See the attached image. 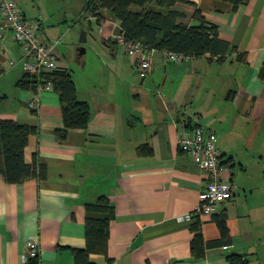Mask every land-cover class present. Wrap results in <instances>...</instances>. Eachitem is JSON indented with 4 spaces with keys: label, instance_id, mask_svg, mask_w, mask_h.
<instances>
[{
    "label": "crops",
    "instance_id": "crops-1",
    "mask_svg": "<svg viewBox=\"0 0 264 264\" xmlns=\"http://www.w3.org/2000/svg\"><path fill=\"white\" fill-rule=\"evenodd\" d=\"M16 1L40 21L43 40L60 39V65L72 70L90 115L86 127L61 137L66 127L57 91H42L37 111L28 107L33 91L17 85L25 74L21 46L0 17V119L37 126L24 156L31 163L37 155L47 167L45 179L18 183L0 173V264H23L31 236L41 244L37 264H75V249L86 246V203L101 195L115 216L107 246L91 255L99 264H231L232 253L264 264V0L236 10L224 0L177 4L189 23L201 9L231 50L222 60L207 53L177 62L154 49L143 84L134 65L138 53L113 38L121 24L111 12L89 23L88 0ZM81 28L89 44L78 56ZM195 125L216 132L235 184L217 210L227 213L231 243L208 245L201 258L192 251L196 218H182L193 212L206 183L197 158L179 146L180 134ZM201 220L204 239H219L215 219Z\"/></svg>",
    "mask_w": 264,
    "mask_h": 264
},
{
    "label": "trees",
    "instance_id": "trees-1",
    "mask_svg": "<svg viewBox=\"0 0 264 264\" xmlns=\"http://www.w3.org/2000/svg\"><path fill=\"white\" fill-rule=\"evenodd\" d=\"M224 1L229 2L232 9L236 10L248 0ZM180 2L188 1L88 0L84 12L92 14L100 23L106 17L105 10L110 11L120 21L121 31L126 39L140 41L147 48L174 51L190 57H202L209 53L217 60L224 59L231 50V44L220 38L218 25L207 21L201 9H196L193 16L200 24L191 25L186 20L187 12L176 8ZM44 77L45 80L52 81L53 89L60 96L66 128L59 131V135L65 137L69 128L86 127L89 123V106L77 97L72 70L60 67L45 73ZM17 85L27 90H36L38 80L36 76L25 72ZM186 126L192 125L188 122ZM37 130L36 125L14 119H0V173L8 182L18 183L31 177H47V167L40 163L37 155L31 163L26 162L24 156L29 136ZM143 149L152 151L148 145H144ZM114 216L115 207L107 195H101L96 201L86 203V246L75 249V264H99L91 255L102 252L107 246ZM213 218L220 229V238L217 240L204 239L202 220L195 219L191 226L194 232L192 251L196 258L205 255L208 245L231 243L227 213H216ZM228 260L231 264H249L245 256L237 253L228 255ZM30 262L37 264L38 258H33Z\"/></svg>",
    "mask_w": 264,
    "mask_h": 264
},
{
    "label": "built area",
    "instance_id": "built-area-1",
    "mask_svg": "<svg viewBox=\"0 0 264 264\" xmlns=\"http://www.w3.org/2000/svg\"><path fill=\"white\" fill-rule=\"evenodd\" d=\"M87 22L95 18L92 14L84 12ZM0 17L2 29L11 31L13 38L21 46V61L25 72L36 76L38 86L33 91V97L28 101V107L37 111L40 106V94L44 90L53 89L51 80H45L44 74L62 67L57 45L58 40H43L38 32L41 27L39 20L26 16L24 10L16 0H0ZM116 42L124 45L127 52L139 56L135 58L134 65L142 77H146L152 71V57L150 51L140 41L127 40L121 29L113 35ZM171 60L180 62L190 58L183 53L165 51ZM11 64L15 61L11 59ZM180 149L192 153L199 161L206 174V183L203 187L200 201L193 212L182 216L183 219H202L203 216L213 217L225 201L233 196L235 184L224 163L218 146V136L214 130L195 125L185 129L179 137ZM41 255L39 240L31 236L26 243V253L23 256V264H27L33 258Z\"/></svg>",
    "mask_w": 264,
    "mask_h": 264
},
{
    "label": "water",
    "instance_id": "water-1",
    "mask_svg": "<svg viewBox=\"0 0 264 264\" xmlns=\"http://www.w3.org/2000/svg\"><path fill=\"white\" fill-rule=\"evenodd\" d=\"M200 24L199 21L197 20H193L191 22V25L193 26H198ZM87 45H88V33L87 30L85 28H81V33H80V37L78 39L77 42V46H76V52L78 56H82L83 54H85V52L87 51ZM145 77H143L141 79V84H143Z\"/></svg>",
    "mask_w": 264,
    "mask_h": 264
},
{
    "label": "rangeland",
    "instance_id": "rangeland-1",
    "mask_svg": "<svg viewBox=\"0 0 264 264\" xmlns=\"http://www.w3.org/2000/svg\"><path fill=\"white\" fill-rule=\"evenodd\" d=\"M180 6H184V5H186V3L185 2H180V3H178ZM22 7H23V5H22ZM107 12H110V11H108L107 10ZM91 32L96 36V37H98V26L96 25V23H94V25H93V29L91 30ZM59 44H61V41L59 42ZM57 45V49L59 48V46L60 45ZM88 44H89V42H88Z\"/></svg>",
    "mask_w": 264,
    "mask_h": 264
}]
</instances>
